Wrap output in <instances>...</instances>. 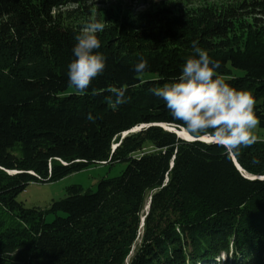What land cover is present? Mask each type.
<instances>
[{
    "label": "trees",
    "instance_id": "16d2710c",
    "mask_svg": "<svg viewBox=\"0 0 264 264\" xmlns=\"http://www.w3.org/2000/svg\"><path fill=\"white\" fill-rule=\"evenodd\" d=\"M83 2L0 0V264H264V180L233 161L264 176V141L228 154L180 139L150 91L179 77L196 42L227 83L253 93L264 128V19L243 45L229 8L105 27L106 67L82 94L67 76L80 30L61 9ZM248 6L264 16V0ZM141 57L149 67L137 73ZM114 87L125 103L114 106ZM117 163L124 170L95 190L71 185L47 207L17 200L31 183Z\"/></svg>",
    "mask_w": 264,
    "mask_h": 264
},
{
    "label": "clouds",
    "instance_id": "9594fccd",
    "mask_svg": "<svg viewBox=\"0 0 264 264\" xmlns=\"http://www.w3.org/2000/svg\"><path fill=\"white\" fill-rule=\"evenodd\" d=\"M107 23L90 19L75 36L74 59L68 65L67 76L70 86L82 94L106 67L107 58L97 51L101 47L97 34ZM192 47L194 55L186 60L179 77L150 91L164 101L189 142L207 141L223 147L228 154H238L241 148L260 142L255 132L260 119L254 111L253 93L232 87L216 72L219 62L196 42ZM148 67V61L141 57L135 71L142 73ZM110 91L116 96L114 106L125 103L124 88L114 87Z\"/></svg>",
    "mask_w": 264,
    "mask_h": 264
},
{
    "label": "rangeland",
    "instance_id": "374dc122",
    "mask_svg": "<svg viewBox=\"0 0 264 264\" xmlns=\"http://www.w3.org/2000/svg\"><path fill=\"white\" fill-rule=\"evenodd\" d=\"M250 2L251 0H85L81 5L76 4L62 8L61 16L65 21L64 24L81 30L93 18L101 22L104 20L108 22L106 27H119L122 23L135 24V22L142 20L145 15H152L159 11H165V13L172 16H178L182 12L190 13L201 8L212 10L229 8L236 18L234 21L235 27H238L234 35L240 45H243L246 41L254 42V36L258 38L256 31H253L256 30L253 27V24H255L254 20L264 19L260 8L248 6ZM243 4H245V7H242ZM64 12L72 13L67 15ZM240 26L246 27L249 31L239 29ZM256 42L260 43L257 45L258 47L264 49V40ZM163 128L166 130L171 127H166L165 125ZM255 132L260 137V141H264V128L258 126ZM145 149L149 150V145L146 144ZM124 168L125 164L123 163L97 165L69 174L52 183H31L17 196V200L28 208L47 207L52 200L64 198L67 187L80 185L84 190H95L97 183L102 178L116 177ZM52 219L53 215H47V221H51Z\"/></svg>",
    "mask_w": 264,
    "mask_h": 264
},
{
    "label": "water",
    "instance_id": "95a60500",
    "mask_svg": "<svg viewBox=\"0 0 264 264\" xmlns=\"http://www.w3.org/2000/svg\"><path fill=\"white\" fill-rule=\"evenodd\" d=\"M161 126H162V125H161ZM143 127H144V126L142 125V126H139V127L134 128V129H132V130H130V131L124 132V133L122 134V137L126 136V135L129 134V133L137 132V131L141 130ZM163 127H165V125H163ZM166 127H167V126H166ZM177 129H179V128H178V127H177V128H169V129H166V130L175 133L176 136H177L178 138L187 141L184 137H182L181 135H179V134L176 132ZM182 130H183V129H182ZM197 141L207 142V141H203V140H197ZM207 143H210V142H207ZM113 148H115V146H113ZM233 161H234V164H235L236 168L238 169V171L241 172L242 175H243L245 178L250 179V180H264V176H248V175H246V174L241 170V168L239 167V165L236 163V161H235L234 158H233ZM146 209H148V206L146 207ZM142 221H143V219H142Z\"/></svg>",
    "mask_w": 264,
    "mask_h": 264
},
{
    "label": "bare ground",
    "instance_id": "6f19581e",
    "mask_svg": "<svg viewBox=\"0 0 264 264\" xmlns=\"http://www.w3.org/2000/svg\"><path fill=\"white\" fill-rule=\"evenodd\" d=\"M176 132H177L179 135H181L182 137H184V134H183V130H182V129L177 130Z\"/></svg>",
    "mask_w": 264,
    "mask_h": 264
}]
</instances>
